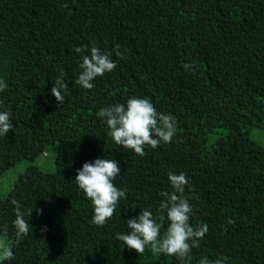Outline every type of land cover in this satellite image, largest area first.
<instances>
[{
    "label": "trees",
    "instance_id": "obj_1",
    "mask_svg": "<svg viewBox=\"0 0 264 264\" xmlns=\"http://www.w3.org/2000/svg\"><path fill=\"white\" fill-rule=\"evenodd\" d=\"M93 44L116 68L88 90L75 83L74 49L89 54ZM60 69L62 104L51 94ZM0 80V111L14 124L0 135V175L42 152L76 157L51 171L27 165L0 196V234L13 251L0 264H181L116 239L141 211L159 214L169 171L188 179L190 224L208 225L184 264H264V149L250 137L264 129V0H0ZM134 96L176 118L172 142L145 146L142 157L116 144L98 115ZM99 157L119 162L113 183L127 190L103 226L75 182ZM13 198L29 222L19 241Z\"/></svg>",
    "mask_w": 264,
    "mask_h": 264
},
{
    "label": "clouds",
    "instance_id": "obj_2",
    "mask_svg": "<svg viewBox=\"0 0 264 264\" xmlns=\"http://www.w3.org/2000/svg\"><path fill=\"white\" fill-rule=\"evenodd\" d=\"M116 55L126 58L121 53L119 45L116 46ZM76 53L82 54V62L79 67L75 83L84 89L94 88L92 83L97 77H102L106 72L116 68V63L111 59L109 52L102 51L93 44L89 54H83L88 46H77ZM188 65H185L187 68ZM64 72L60 69V75L56 78L51 94L56 100L63 103L65 100L64 91L68 84L63 79ZM8 84L0 80V92L7 89ZM98 115L106 122L109 128V136L116 144L127 149H132L139 156H144L145 146L152 149L157 148L161 143H170L176 134V118L171 114H163L156 110L150 99L132 97L126 104L117 103L100 109ZM14 129L11 113L7 110L0 111V135H6L9 130ZM119 162L115 159H104L99 157L93 162H84L77 170L75 182L82 189L87 198L92 201L94 214L92 222L95 225L103 226L113 217L117 202L120 198H127L126 189H118L113 181L120 173ZM168 180L173 191H163L158 215L151 210H143L137 217L127 220L130 231L126 234L117 233L116 239L123 241L130 249H134L139 255L144 253L146 247H150L153 254H165L175 256L184 264L193 247H199V241L208 232L207 224H199L193 227L190 224V214L193 209L189 198L184 195L185 186L188 184L186 174H179L169 171ZM15 207L14 226L16 228V239L19 241L29 233V222L24 218L21 211V204L15 198L11 200ZM42 210H37L39 215ZM32 210L28 213L31 216ZM166 212L168 227L164 235H161L162 222ZM235 221L229 219L227 224ZM225 227L226 226H222ZM46 229L42 228L41 231ZM6 231V228H5ZM3 245L0 244V248ZM2 258L10 260L13 258L11 248H3ZM199 264H222V261H210L207 257L201 259Z\"/></svg>",
    "mask_w": 264,
    "mask_h": 264
},
{
    "label": "rangeland",
    "instance_id": "obj_3",
    "mask_svg": "<svg viewBox=\"0 0 264 264\" xmlns=\"http://www.w3.org/2000/svg\"><path fill=\"white\" fill-rule=\"evenodd\" d=\"M250 137L264 149V129L252 128L250 131ZM75 159L76 157L73 156L59 155L56 151L42 152L39 157L32 161L21 159L0 175V196L4 195L8 191L13 180L29 164L36 165L41 169L51 171L54 169V160H64L65 162L73 163ZM8 242L9 240L7 237L0 234V244L3 245V247L0 248V259L2 257L3 248H6Z\"/></svg>",
    "mask_w": 264,
    "mask_h": 264
}]
</instances>
